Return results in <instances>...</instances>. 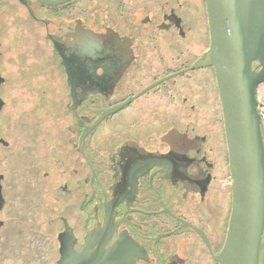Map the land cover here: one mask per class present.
I'll use <instances>...</instances> for the list:
<instances>
[{
    "label": "flooded vegetation",
    "instance_id": "1",
    "mask_svg": "<svg viewBox=\"0 0 264 264\" xmlns=\"http://www.w3.org/2000/svg\"><path fill=\"white\" fill-rule=\"evenodd\" d=\"M209 45L205 0H0V241L12 210L34 244L14 254L41 264L103 238L117 264H218L232 211L222 108L190 89L217 87L215 71L161 81ZM183 77L189 90L167 85Z\"/></svg>",
    "mask_w": 264,
    "mask_h": 264
},
{
    "label": "water",
    "instance_id": "2",
    "mask_svg": "<svg viewBox=\"0 0 264 264\" xmlns=\"http://www.w3.org/2000/svg\"><path fill=\"white\" fill-rule=\"evenodd\" d=\"M205 4L209 48L197 63L161 81L188 70L213 66L217 87L203 80L198 85H190L193 87L190 89L196 88L210 95L211 99L214 97L216 107L220 108L221 103L229 155L232 179L230 227L225 245L214 259L218 264H258L264 230V141L261 133V128L264 133V122L260 128V119H264V0H205ZM196 74L203 72L190 75ZM181 83L183 92L189 90L186 77L169 81L167 85L179 87ZM152 86L143 89L137 96ZM134 97L105 110L89 130ZM18 216L14 211H8V227L14 226L12 231L15 230L10 237L4 236L0 241V264H25L26 259L29 264H41L42 258L27 255L26 259H22L19 253L14 254L18 250L16 240L26 246H21V251H32L34 247L31 233L23 231V228H29L30 219L25 218L21 222ZM106 241L107 238H103L102 242H94L93 246L89 243L82 252L71 256L62 252L58 264H117L115 249L106 246ZM262 261L264 264V257Z\"/></svg>",
    "mask_w": 264,
    "mask_h": 264
}]
</instances>
